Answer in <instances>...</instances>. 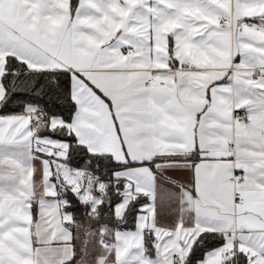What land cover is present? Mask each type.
<instances>
[{
	"label": "snow or ice",
	"instance_id": "snow-or-ice-1",
	"mask_svg": "<svg viewBox=\"0 0 264 264\" xmlns=\"http://www.w3.org/2000/svg\"><path fill=\"white\" fill-rule=\"evenodd\" d=\"M0 264H264V0H0Z\"/></svg>",
	"mask_w": 264,
	"mask_h": 264
}]
</instances>
